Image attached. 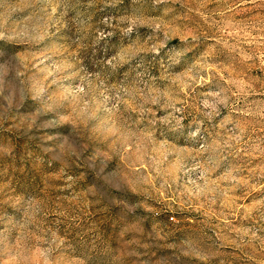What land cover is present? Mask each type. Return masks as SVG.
<instances>
[{
  "label": "rangeland",
  "instance_id": "1",
  "mask_svg": "<svg viewBox=\"0 0 264 264\" xmlns=\"http://www.w3.org/2000/svg\"><path fill=\"white\" fill-rule=\"evenodd\" d=\"M0 264H264V0H0Z\"/></svg>",
  "mask_w": 264,
  "mask_h": 264
}]
</instances>
